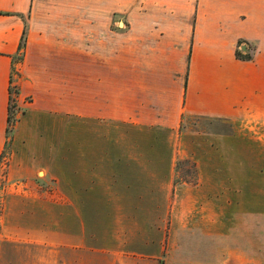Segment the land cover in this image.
I'll return each mask as SVG.
<instances>
[{"label":"crops","instance_id":"1","mask_svg":"<svg viewBox=\"0 0 264 264\" xmlns=\"http://www.w3.org/2000/svg\"><path fill=\"white\" fill-rule=\"evenodd\" d=\"M28 7L0 0V155L25 37L9 194L50 198L65 219L43 238L22 227L19 241L46 246L49 264L57 247L75 254L63 264H264V0ZM184 158L190 179L176 169ZM105 209L110 224H88Z\"/></svg>","mask_w":264,"mask_h":264},{"label":"rangeland","instance_id":"2","mask_svg":"<svg viewBox=\"0 0 264 264\" xmlns=\"http://www.w3.org/2000/svg\"><path fill=\"white\" fill-rule=\"evenodd\" d=\"M97 1L98 0H29V7L25 10L24 15H31L33 7V11H35L37 15L70 14L73 16H80L92 13L95 14ZM124 1L126 2L127 0H119L121 5ZM202 3L203 0H196V7L199 6L201 9ZM117 15L120 17L126 16V6L121 8ZM196 16L197 14H195V17ZM19 111V107L13 109V117L15 119L8 133L10 136L6 137L4 150L0 155V264H49V259L51 260V251L49 257L48 248L46 246L19 241L23 234L22 227L27 230L33 228L39 229L40 238L47 236L46 230H53L54 228L56 230H62L65 219L63 206L55 208L53 206L54 204H51L53 200L50 198L46 199V197H44L43 200L31 201L21 200L9 194L16 190V185L11 186V182L13 181L8 180L7 172L9 157L13 149L12 142L15 125L19 120V118H16V114ZM208 122L209 120L205 118L195 117V119L192 120L191 126L193 130L202 132L208 129ZM74 123L77 122L73 121V124ZM73 138L74 142L75 139L79 140L81 137L73 136ZM176 169L178 170L179 177L190 179L194 170L192 160L190 158L178 160ZM53 170L57 175L59 174L62 177V168L50 169V173H52ZM44 174L45 172L43 169L39 168L37 170V177H41ZM46 187H48L47 184L42 185V188ZM101 212L103 213V209ZM106 212L107 210L105 209L104 214L100 216H87L88 224H110L114 217L106 215ZM54 221L57 223L56 226L53 225ZM92 235L96 237L97 233L93 232ZM249 238L255 239V233L249 232ZM74 255L73 252L69 250L66 251L63 247H57L55 252L56 264H63V259L70 262L72 261L71 259L74 258Z\"/></svg>","mask_w":264,"mask_h":264},{"label":"trees","instance_id":"3","mask_svg":"<svg viewBox=\"0 0 264 264\" xmlns=\"http://www.w3.org/2000/svg\"><path fill=\"white\" fill-rule=\"evenodd\" d=\"M25 45V37H22L20 43H19V54L15 55L13 57V66L11 67V77H10V84L8 88L9 92V99H8V115H7V127H6V137H9L8 133L10 132V128L14 122V117H13V109L17 108V95L19 93V88L18 86L14 83V78L13 75L16 73V69L14 66V62L18 61L22 57V51ZM236 56L241 59H251V56L249 54L243 55L240 49H237L236 51ZM2 154V153H1Z\"/></svg>","mask_w":264,"mask_h":264},{"label":"water","instance_id":"4","mask_svg":"<svg viewBox=\"0 0 264 264\" xmlns=\"http://www.w3.org/2000/svg\"><path fill=\"white\" fill-rule=\"evenodd\" d=\"M241 49H244V46H242Z\"/></svg>","mask_w":264,"mask_h":264}]
</instances>
